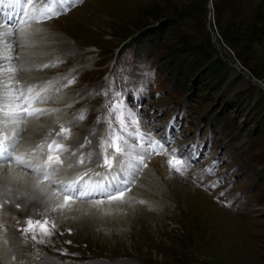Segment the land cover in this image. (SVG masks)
<instances>
[{
    "label": "rangeland",
    "instance_id": "1",
    "mask_svg": "<svg viewBox=\"0 0 264 264\" xmlns=\"http://www.w3.org/2000/svg\"><path fill=\"white\" fill-rule=\"evenodd\" d=\"M41 28L55 43L50 47L58 45L69 55L67 65L75 61L91 67L83 68L82 85L71 97L87 101L102 89L104 72L120 44L147 28L149 37L161 31L152 49L141 53L157 68L160 80L156 102L163 112L152 113L161 119L176 106L184 110L179 115L186 117L185 126L176 139L192 140L195 161L203 162L202 170L212 169L207 175L211 186L218 187L175 174L188 188L185 200L181 194L170 196L153 178L146 184L149 194L142 187L139 192L165 207L136 221L128 217L139 212L127 208L121 217L80 220L45 211L61 228L58 235L91 250L67 264H264V92L231 64L264 84V0H85ZM196 49L210 53V59L196 61ZM125 52L114 65L116 73H128L126 64H136ZM213 59L220 62L207 74ZM142 77L150 85L149 76ZM90 102L91 111L97 106L102 112L101 99ZM39 210L14 208L12 214Z\"/></svg>",
    "mask_w": 264,
    "mask_h": 264
},
{
    "label": "snow or ice",
    "instance_id": "2",
    "mask_svg": "<svg viewBox=\"0 0 264 264\" xmlns=\"http://www.w3.org/2000/svg\"><path fill=\"white\" fill-rule=\"evenodd\" d=\"M17 3H20L21 0H16ZM34 0H23V3L26 5L33 4ZM76 0H41L42 7L39 10V16L48 18H55L66 13L72 7L75 6ZM3 3V0H0V4ZM11 27V25L9 26ZM0 36H12L14 39L13 33H0ZM11 60V57L0 56V60ZM48 67V65H45ZM19 69L15 67H5L3 64H0V165L7 164L9 169V174L15 173V169H12V164L15 163L17 168L21 171L28 170L33 174L39 176V184H53L56 183L52 181L51 177L56 173L57 167L62 165L64 161L61 159L59 152L66 151L67 149L60 143L59 140H53L52 143L47 145L48 154L46 161L41 164L39 160L43 156V145H39L40 154L35 158L37 162L33 163L32 160L26 158L25 154L21 153L19 155H14L16 148L19 146L18 133L13 132L12 136H8L6 129H9L10 124H23L26 118H36L39 119L41 116L47 114V110L39 107H35L38 103H46L50 100V97L42 95L39 91L35 95L31 93L34 91L32 87H28L24 91H20L19 87L12 88L3 80L5 74H11L12 78L15 77ZM69 83H72L70 81ZM111 99V96H110ZM109 114H113L116 108L121 110V127L126 128L128 125L134 127L133 132H129L128 135L132 136L133 139L139 142L141 134L139 131V125L142 123L136 114L133 111L127 112V123L123 118V103H119L116 106L109 105ZM81 119L85 118L83 116ZM69 128L61 126L60 132L57 133L58 137L67 139V133ZM145 135H148L145 133ZM121 136H110L109 140L104 142L106 147H111L117 156L124 155L127 151V139L124 140L123 145L120 143ZM90 142V141H89ZM149 147L153 151H156V146L159 145L161 150L165 147L169 149V170L170 172L174 171L179 175H184L191 167L192 160L195 159L194 156H187L184 153L177 155L178 149L171 148L169 145H165L160 141L153 142L149 140ZM83 147V145L81 146ZM75 155V153H73ZM91 153L87 154L85 159H91ZM79 163H84V159L79 160ZM119 163V161H117ZM102 167H105L107 170L111 171L113 169V159L108 155L104 156V162ZM211 173L212 169L207 168L202 170V173ZM24 174L27 175L28 172L24 171ZM99 176L100 173H94ZM4 175L3 172H0V176ZM84 175H87L85 173ZM13 180L20 179L21 177L17 175H11ZM116 179V177H113ZM84 180V176H79L77 179L70 181L66 186H64L59 191L52 190L49 200H54L55 202L51 205L50 211L56 212L58 210L69 209L70 203L75 202L76 199L86 198L93 195L94 192H100L105 194L110 201L120 200L123 201L125 198V193L130 191L129 182L120 177V182L116 184H103L100 181L95 183L85 182L81 184L80 181ZM39 184L37 185L39 187ZM123 185V186H121ZM213 187L215 184L212 185ZM63 196V203H59V198ZM7 202V201H5ZM97 203H102V201H97ZM143 203V201H141ZM19 207V205H17ZM26 227L21 229L24 234L33 233L32 239L38 243H44L43 239H38L35 235L36 230H39L40 234L44 237H51L56 224L51 222V227H48L50 221L45 218L43 221L36 220L33 221L31 218L25 221ZM70 232V230H69ZM67 243H71L68 241Z\"/></svg>",
    "mask_w": 264,
    "mask_h": 264
},
{
    "label": "bare ground",
    "instance_id": "3",
    "mask_svg": "<svg viewBox=\"0 0 264 264\" xmlns=\"http://www.w3.org/2000/svg\"><path fill=\"white\" fill-rule=\"evenodd\" d=\"M14 1V2H13ZM88 1V0H87ZM22 0L20 3H17L16 0H11L10 2H6L3 0V4H11L8 5V7H11L13 10H18L17 9V5H21ZM70 16V15H69ZM49 21L46 23L48 24ZM45 24V25H46ZM35 27H38L37 24H34ZM7 28H9V26H6ZM1 29L0 28V33H7L10 32L11 30L9 29ZM39 28V27H38ZM45 29H41V32L35 37V39H31V40H25L28 39L27 36H25L23 38V40L21 41L19 39V43L22 44V42H27L31 44V47H33V49L31 50V47L29 48V56L28 58H33L32 55L35 54L34 58L37 59H43L45 57H47L49 60L53 59L54 57H58V56H51L48 55V53L46 52V46H49V44H55L54 42H50L49 37H46V33L44 32ZM56 36L58 39H56L57 41H62V38H59L61 36ZM9 36H0V54H3L1 56H5V55H11L10 52H8V48L11 50L12 48L9 47V45L12 44V46L14 45L13 41L10 40L8 38ZM12 36H10L11 38ZM67 41H62L63 44H66L67 46L70 45V43H66ZM11 43V44H10ZM20 53H23V51H19ZM58 53V52H56ZM59 55V53H58ZM51 61V60H50ZM237 70V69H236ZM30 75H32V73H30ZM25 76H29V72L26 73ZM54 77L53 80L57 81L60 80L61 77ZM61 82V81H60ZM5 83H7L10 87H13V78H8L7 80H5ZM59 83V82H58ZM51 84V83H50ZM40 87V86H38ZM25 90V89H24ZM21 90V91H24ZM36 91H33L31 94L35 95ZM43 105V103H38L35 105V107H39ZM27 120H29L30 118H26ZM45 121L44 119L38 120V121H29L27 123L26 128H28L26 135L30 136L33 133H38L39 129H41V127ZM36 129V131H35ZM104 128H101L100 130H96V132L92 133L94 135H91L92 137H98L99 135H101L103 133ZM88 132V130H87ZM169 133V132H167ZM86 134V133H85ZM82 133L83 137H86V135ZM77 143V142H76ZM80 149V148H79ZM183 149V148H182ZM82 150V149H80ZM183 152H185L184 150H182ZM155 152V157H152V159H154L151 163L150 166H148L146 169L147 171L144 173H141V175L139 176L140 179L134 180L132 179V182L130 183V191H127L125 193V198L123 201L120 200H112V201H103L102 203H85V202H73L70 203L69 205V209H65V210H58L55 213L58 214L57 216L60 217H67V219L70 218H77V219H96V218H101L100 216L102 215H107L108 218H116V217H121L124 216L125 211L124 208H127L129 211H131L132 209H136L138 213H132L131 215H129L128 220L133 219L134 221H136L137 218L139 217H146V216H150L148 213V211L144 210L142 207H140L141 205H139L137 203V196H141V192H139V189L141 187H143V185L147 184L150 186V182L153 178H156V180L158 181V183L161 184V187H165L166 188V192L169 190L171 195L176 197L178 196V194H181L182 197L186 200L187 199V194H186V190L188 188H186L185 186H183L180 178L177 179L178 177L175 175L176 173H174L173 171L170 172L169 170V166L166 165L162 160V158L165 156L164 154H160L158 155L160 152H162L161 148L160 150L154 151ZM187 156H194L189 152H186ZM133 163V159H127V158H121L119 160V164L115 169H113L108 175H104L102 177L100 181L101 183L107 185L109 183L114 184L113 182H111L110 178L116 177V174L118 172V170H121V172H126L127 175H129L128 172V168L129 166ZM133 165V164H132ZM12 167V166H11ZM12 169H15V173L9 174V169H8V165H0V172H3L4 175L0 176V200L1 202L4 201L5 199L9 200V204H4V207L8 210H10L11 212H9V215L11 217V219L15 220L17 218V216L15 214H12V211L14 209V206L16 204H20L21 206H25L21 209H26V211L28 213H32L33 210H37V209H41L44 212L45 211H50L51 205L55 202L54 200H49V196H51L52 193V189L48 184H39V180L35 179L31 176H29L28 174L25 175L23 171L16 169L14 167H12ZM11 175H17L19 177H21L20 179H16L13 180L11 178ZM120 175H118V179L120 180ZM161 178V179H160ZM154 181V179H153ZM92 183H94V180L92 181ZM119 183L117 180L115 182ZM39 184V187L37 186ZM123 186V185H121ZM25 194L20 196L19 194ZM163 193H165L163 191ZM162 194V193H161ZM63 197L59 198V203H63ZM171 198V199H173ZM173 201V200H172ZM167 202V201H166ZM186 202V201H185ZM145 205V204H143ZM185 206V203H184ZM106 210H108V212H106ZM147 212V213H145ZM93 213V214H91ZM150 213V212H149ZM15 215V216H14ZM17 215H22L24 216V213H19ZM123 218V217H122ZM138 220V219H137ZM119 221V220H118ZM123 221V220H122ZM113 222V221H112ZM72 223V222H71ZM73 224V223H72ZM94 224V223H93ZM106 224V223H105ZM114 225V224H113ZM116 225V224H115ZM59 229H61L59 227ZM13 243H17L16 246L15 244V250L18 253V255L21 257H26V255H20V252L26 251V247L23 246L22 244H19L17 241H11ZM41 264H46L45 260H42Z\"/></svg>",
    "mask_w": 264,
    "mask_h": 264
},
{
    "label": "trees",
    "instance_id": "4",
    "mask_svg": "<svg viewBox=\"0 0 264 264\" xmlns=\"http://www.w3.org/2000/svg\"><path fill=\"white\" fill-rule=\"evenodd\" d=\"M155 29V28H154ZM148 35H147V38L149 37V33L150 32V29L147 31ZM160 34L161 31L157 30L156 34ZM195 56H196V61H203L204 59H210V53H206L205 51H201V50H198L196 49L195 50ZM220 61H217L215 59H213L212 61H209V63L207 64V68H205V71H207V74H210L212 71L211 70H214L217 66V64H219ZM262 119H264V112L262 113ZM261 172H263V170H261Z\"/></svg>",
    "mask_w": 264,
    "mask_h": 264
},
{
    "label": "water",
    "instance_id": "5",
    "mask_svg": "<svg viewBox=\"0 0 264 264\" xmlns=\"http://www.w3.org/2000/svg\"><path fill=\"white\" fill-rule=\"evenodd\" d=\"M236 69L238 70V71H240V69L237 67V65H236ZM241 72V74L243 75V76H247V74L245 73V72H243V71H240ZM250 80L254 83V84H256L258 87H260L262 90H263V92H264V84L262 83V82H260L259 80H257L256 78H254V77H252V76H250Z\"/></svg>",
    "mask_w": 264,
    "mask_h": 264
}]
</instances>
